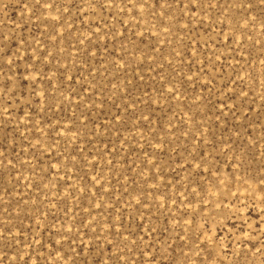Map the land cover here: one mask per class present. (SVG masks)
Returning a JSON list of instances; mask_svg holds the SVG:
<instances>
[{
    "label": "rangeland",
    "instance_id": "1",
    "mask_svg": "<svg viewBox=\"0 0 264 264\" xmlns=\"http://www.w3.org/2000/svg\"><path fill=\"white\" fill-rule=\"evenodd\" d=\"M0 264H264V0H0Z\"/></svg>",
    "mask_w": 264,
    "mask_h": 264
}]
</instances>
